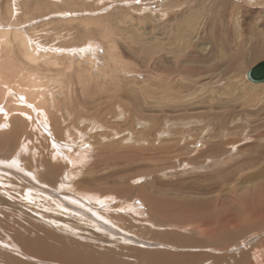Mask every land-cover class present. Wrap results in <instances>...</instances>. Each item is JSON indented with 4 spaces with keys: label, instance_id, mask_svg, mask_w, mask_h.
I'll use <instances>...</instances> for the list:
<instances>
[{
    "label": "rangeland",
    "instance_id": "1",
    "mask_svg": "<svg viewBox=\"0 0 264 264\" xmlns=\"http://www.w3.org/2000/svg\"><path fill=\"white\" fill-rule=\"evenodd\" d=\"M15 30L0 264H264V0H0Z\"/></svg>",
    "mask_w": 264,
    "mask_h": 264
},
{
    "label": "bare ground",
    "instance_id": "2",
    "mask_svg": "<svg viewBox=\"0 0 264 264\" xmlns=\"http://www.w3.org/2000/svg\"><path fill=\"white\" fill-rule=\"evenodd\" d=\"M26 1V0H25ZM28 1V0H27ZM19 2V1H18ZM21 4V3H20ZM22 7V6H21ZM16 10H17V8H16ZM15 15H16V13H15ZM247 16V15H246ZM26 36V35H25ZM25 36H23L21 33H19L17 30H15L13 33H11L10 35H8V34H3V41H2V43H1V45H0V66L2 65V61H6L10 66H14V64H13V62L17 59V55L15 54V52H14V50H15V47L18 49V51H19V53L21 54V50H19V48H20V46H22L25 50H26V52H27V54H28V57H29V59L31 60V61H39V60H41L42 59V56L46 53V52H44V54H43V52L40 54V52H39V43H37V42H34V44L33 45H31L30 44V42L32 41V40H30L29 38H27V41L29 42V44L27 45V41H26V38H25ZM242 36V35H241ZM16 41H19V43H20V46H19V44H14V43H16ZM39 42V41H38ZM53 46V45H52ZM41 49H43V47L41 48ZM47 49V48H46ZM48 50V49H47ZM82 51V50H81ZM262 53V52H261ZM40 54V55H39ZM47 54V53H46ZM48 55H50V54H48ZM263 55H264V53H263ZM261 56V55H260ZM41 57V58H40ZM43 57H45V56H43ZM229 57V56H228ZM48 58V57H47ZM259 58V57H258ZM57 59V58H56ZM18 67V66H17ZM19 77L23 80V82H26V80H27V78H28V76H26V77H24V70L22 69V73H20L19 72ZM26 79V80H25ZM24 84V83H23ZM30 85V84H29ZM3 86H4V84H2L1 82H0V90L3 88ZM12 88H14L15 90H17V91H19L18 89H20V84H18V85H14V86H11ZM30 88L31 87H29V88H27V89H25L26 91H23L22 93H21V96H24L25 98H34L35 96H36V90H32V91H29L30 90ZM29 89V90H28ZM21 92V91H20ZM9 94H11V92L8 90V91H6V93L4 94L5 96H7V95H9ZM0 95H2V92H0ZM21 98V97H20ZM41 99H42V96L40 97ZM38 101H39V99H38ZM37 110V109H36ZM43 115V114H42ZM3 123V122H2ZM83 136V135H82ZM81 139H83L82 137H81ZM0 140L2 141V148L3 147H6V149H8V148H11L12 146H13V144H14V138H13V135L12 134H10L8 137L7 136H5V137H3V135H1V137H0ZM73 141V140H72ZM75 141V140H74ZM81 141H83V140H81ZM72 144V143H71ZM86 144H88V143H86ZM81 145V144H80ZM67 148H72L73 147V145H69V146H66ZM80 148V147H79ZM84 148V147H83ZM254 148V147H253ZM81 149V148H80ZM89 149V148H88ZM264 149V148H263ZM73 150H74V148H73ZM253 150V149H252ZM251 150V151H252ZM256 150V149H255ZM77 151H79V150H75L74 152L72 151V153H71V158H70V156H68L69 157V159L71 160V163L69 164V165H71V166H69V169L67 170L68 171V174H71L72 173V169H75V170H79L80 168H79V166H81V165H79L78 166V161H80V158H79V152H78V155H77ZM253 152V151H252ZM84 155V154H83ZM233 155V154H232ZM61 156H63V154L61 155ZM252 156V155H251ZM254 157V156H253ZM78 158H79V160H78ZM62 159V158H61ZM250 160V159H249ZM62 162H63V160H62ZM245 162V161H244ZM50 165V164H49ZM72 169H71V168ZM51 168V167H50ZM48 169V168H47ZM60 169V168H59ZM74 170V172H80V171H75ZM48 171V170H47ZM52 173V172H51ZM62 173H63V171H62ZM46 174V173H45ZM44 174V175H45ZM74 174V173H73ZM72 174V175H73ZM75 175V174H74ZM73 175V176H74ZM62 176V175H61ZM76 176V175H75ZM64 178H66V177H64ZM263 178V177H262ZM201 183V182H200ZM58 184V183H57ZM64 184V183H63ZM60 186V185H59ZM64 186V185H63ZM65 186H67V185H65ZM73 186V185H72ZM68 187V186H67ZM66 187V188H67ZM155 187V186H154ZM73 188V187H72ZM74 189V188H73ZM146 193V192H145ZM81 194H83L82 195V197H83V201L84 200H87V199H89L88 198V195H86V193H80L79 192V195H81ZM50 195V194H49ZM135 195V194H134ZM74 197V196H73ZM89 197H93L94 198V200L93 201H95V200H97V201H99V198H98V196L97 195H89ZM96 201V202H97ZM100 201H104V200H100ZM183 202V201H182ZM95 203V202H94ZM110 203V202H109ZM188 203H190V202H188ZM97 204V203H96ZM99 205H100V203H98ZM101 204H103L102 202H101ZM94 208V207H93ZM92 208V209H93ZM88 209V208H87ZM22 237V236H21ZM206 241V240H205ZM25 242V241H24ZM32 248V247H31ZM47 251V250H46ZM200 258V257H199ZM222 263V262H221Z\"/></svg>",
    "mask_w": 264,
    "mask_h": 264
},
{
    "label": "water",
    "instance_id": "3",
    "mask_svg": "<svg viewBox=\"0 0 264 264\" xmlns=\"http://www.w3.org/2000/svg\"><path fill=\"white\" fill-rule=\"evenodd\" d=\"M247 79L252 83L264 82V60L252 66L246 73Z\"/></svg>",
    "mask_w": 264,
    "mask_h": 264
},
{
    "label": "crops",
    "instance_id": "4",
    "mask_svg": "<svg viewBox=\"0 0 264 264\" xmlns=\"http://www.w3.org/2000/svg\"><path fill=\"white\" fill-rule=\"evenodd\" d=\"M230 236H233V235H230ZM239 260V258L237 259V261Z\"/></svg>",
    "mask_w": 264,
    "mask_h": 264
}]
</instances>
